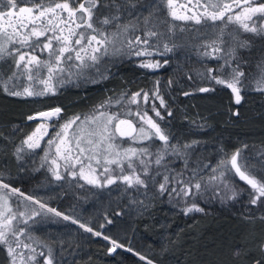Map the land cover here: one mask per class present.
Instances as JSON below:
<instances>
[{"label": "snow or ice", "instance_id": "1", "mask_svg": "<svg viewBox=\"0 0 264 264\" xmlns=\"http://www.w3.org/2000/svg\"><path fill=\"white\" fill-rule=\"evenodd\" d=\"M188 3L190 7L180 6L184 14H178L175 0H6V3L0 0V9L8 8L0 10V91L13 97L39 98L55 95L59 85L74 79H91L95 83L90 73L95 69L99 74V65L105 58L135 56L142 58L139 67L160 69L169 61L165 59L162 64L153 55L163 56L184 47L177 43L179 39L194 47L199 57L217 62L216 67L190 69L186 73L189 81L195 79L229 89L236 105L241 103L245 88L264 93V53L254 71L248 73L243 70L248 61L239 54L240 50L250 51L253 47L245 34L264 40V0H194V3L188 0ZM176 20L194 22L200 27L178 28L173 22ZM203 28L211 32L202 31ZM190 31L195 34L185 35ZM173 83L171 79L168 81L169 86ZM214 90L204 86L183 95ZM113 105L121 111H105ZM162 111L169 117L173 115L161 94L159 79L151 89H140L131 95L123 92L115 99L109 97L95 106L91 114L83 117L77 114L58 130L56 122L63 112L61 107L37 111L27 119L41 123L21 141L13 155L19 163L24 160L25 149L32 152L51 136L41 158V168L48 162L54 146L55 155L48 167L54 181L65 179L60 171L63 166L67 175L94 188H122L121 196L129 197L126 207L139 208L141 214L152 206L149 200L164 196L174 207L184 204L181 209L184 215L203 213L204 208L196 200L205 198L210 190L214 189L212 198L219 197L222 203L245 191L238 189L235 176L249 189L248 206L261 213L243 219L249 223L256 219L264 222V148L255 157H247L243 153L248 146L243 145L230 155L225 154L215 166L200 167L197 160V166L189 168L192 150L200 142L172 143L170 131L160 123L164 119ZM121 115L127 118L121 119ZM120 138L132 143L123 147ZM169 157L182 160L183 168L176 171L170 166ZM206 171L208 174L204 175ZM133 191L145 199H135ZM123 214V210H118L112 216ZM55 218L69 221L108 242V254L124 249L143 264H155L147 255L135 251L131 241L125 245L119 238L95 230L91 220L82 222L75 215L50 207L43 198L14 187L10 177L0 171V247L6 250L9 264H56L53 246L33 233L34 225L48 220L56 222ZM113 223L114 219L105 213L104 222L98 227L105 229ZM253 240L255 237H243L231 251L233 259H248L253 249L247 245ZM60 244L63 246V241ZM255 250L259 255L252 257L250 264H264V238L256 242ZM167 251L165 244L162 253Z\"/></svg>", "mask_w": 264, "mask_h": 264}, {"label": "trees", "instance_id": "2", "mask_svg": "<svg viewBox=\"0 0 264 264\" xmlns=\"http://www.w3.org/2000/svg\"><path fill=\"white\" fill-rule=\"evenodd\" d=\"M0 10L6 11L8 8ZM164 15L167 16L166 10ZM173 22L178 28L183 26L191 30L200 27L190 21ZM202 31L211 32V29L203 28ZM189 34L195 33H185ZM244 38L253 42L250 51L239 52L242 60L248 61L247 65H243V70L248 73L254 71L264 49V40L253 38L250 34H245ZM177 43L184 44V47L163 56L155 54L161 61H169L160 69L139 67L141 58L135 56L105 58L99 65V74L95 69L90 73L95 83L91 79H74L59 85L55 95L39 98L13 97L0 91V171L10 177L14 187L38 199L43 198L50 207L75 215L82 222L91 220V226L95 230L119 238L125 245L131 241L135 251L147 255L155 264H222L223 258L230 259L233 262L231 264H250V259L259 255L255 244L264 235L253 236L255 240L247 245L253 249L248 259H233L231 251L242 239L239 229L244 223H249L243 217L250 214L258 217L261 213L256 207L248 206L249 189L238 177L234 176L233 180L238 189L243 188L245 191L240 192L236 199L224 203L197 199L196 203L205 210L203 213L184 215L181 211L184 204H176L174 207L173 203L168 202V197L164 196L149 200L152 206L141 214L142 210L139 208L126 207L129 197L121 196L122 188L112 186L102 190L82 180L57 186L48 171V162L41 168V158L44 156L42 147L32 152L25 149L24 160L19 163L13 155L15 148L21 145V141L37 125V120L27 119L32 113L61 107L63 112L58 122L56 118L53 121L57 128L77 114L82 117L91 114L95 106L109 97L115 99L123 92L131 95L140 89H151L159 79L161 94L173 113L169 117L167 112L162 111L164 119L160 123L170 131L172 143L183 145L193 140L200 142L192 150L189 168L196 167L197 160L200 161V167L204 164L215 166L225 154L230 155L243 145L248 146L243 155L255 157L256 152L264 148V93L245 88L241 93V103L236 105L229 89L195 79L189 81L186 73L190 69L216 67L217 62L199 57L196 49L183 40L178 39ZM102 76L107 78L103 79ZM170 79L174 81L171 86L168 85ZM204 86L214 87L215 90L183 95L185 91ZM113 107H107L105 111L112 112ZM235 110L239 113L238 116L232 114ZM44 141L45 139L41 142L42 145ZM129 141L125 140L123 147H128L131 144ZM155 143L159 145V141ZM152 151H155V147ZM168 159L170 166L176 171L183 168L182 160L174 157ZM207 174L206 171L204 175ZM40 192L47 196L40 195ZM132 196L137 200L145 199L134 191ZM118 210H123L124 214L113 217L112 214ZM105 213L114 219V223L100 229L98 226L104 222ZM55 221L48 220L34 225L33 233L53 246L56 264H143L138 257L124 249L108 254L110 244L102 238L94 237L61 218H55ZM254 225L264 229V222L258 221ZM60 241H63V246ZM165 244L168 251L162 253ZM206 253L210 254L209 258L203 257ZM0 264H9L7 252L2 247Z\"/></svg>", "mask_w": 264, "mask_h": 264}, {"label": "rangeland", "instance_id": "3", "mask_svg": "<svg viewBox=\"0 0 264 264\" xmlns=\"http://www.w3.org/2000/svg\"><path fill=\"white\" fill-rule=\"evenodd\" d=\"M177 2V1H176ZM177 3H176V7H177ZM22 6H24V5H22ZM7 11V10H6ZM262 53H264V49H263V52ZM142 59V58H141ZM153 59L154 60H159L162 64H163V61H161V59H159V58H157V57H155V54L153 55ZM140 62H141V60H140ZM139 62V63H140ZM114 106V105H113ZM110 108V107H109ZM114 109L112 110V112H120L121 111V109L118 107V106H114L113 107ZM46 110H48V109H46ZM132 110H133V112H135V110H136V108H135V106H132ZM42 111H45V110H42ZM34 113H32L31 115H33ZM149 114L150 115H152V113L151 112H149ZM120 118L121 119H125V118H127V117H125V116H123V115H121L120 116ZM39 123H41V121L40 120H37V124H39ZM64 123V122H63ZM63 123H61L60 125H62ZM60 125L56 128V130H58L59 129V127H60ZM37 127V125L35 126V128ZM49 131L50 132H53V134H54V130L53 129H49ZM51 138V136H49V137H46L45 138V141H44V143H43V145H42V150H43V154H45V151H46V149H47V139H50ZM125 140H128L127 138H120V143H124L125 142ZM43 141V140H42ZM41 141V142H42ZM129 143H130V141H129ZM132 143V142H131ZM125 147V146H124ZM54 155H55V147L53 146V148H52V155H50L49 156V160H48V167L50 166V161H51V159L54 157ZM61 164H62V162H61ZM60 171H61V173L62 174H64L65 175V179L63 180V181H54L53 180V183H55L57 186L58 185H64V184H66V185H68L69 183H72V182H77V181H79V180H81V179H79V178H73V177H71V176H69V175H67V173H66V171H65V169H64V167L63 166H61V169H60ZM50 175H51V173H50ZM52 176V175H51ZM82 181H84V180H82ZM85 182V181H84ZM39 192V191H38ZM213 194H214V189L213 190H210L209 192H207L206 193V195H205V198H202L203 200H207L208 202H210V203H222L221 202V200L219 199V197H217L216 199H213L212 197H213ZM40 195H42V196H47L45 193H42V192H40ZM258 221H260V220H256L255 222H253V223H248V224H246V223H244V225H242V227H241V229H239V231H241L242 232V238L243 237H245V236H249V238L251 239L253 236H255V235H264V229H263V227H259V226H255L254 224L256 223V222H258ZM261 222V221H260ZM246 224V225H245ZM235 229V228H234ZM232 232H233V230H232ZM255 244V243H254ZM209 256H210V254L209 253H206L203 257H207V258H209ZM242 262V261H241ZM224 263H233L230 259H225V258H223V260H222V264H224Z\"/></svg>", "mask_w": 264, "mask_h": 264}, {"label": "flooded vegetation", "instance_id": "4", "mask_svg": "<svg viewBox=\"0 0 264 264\" xmlns=\"http://www.w3.org/2000/svg\"><path fill=\"white\" fill-rule=\"evenodd\" d=\"M175 3L178 4L176 7L178 14H184L183 9H181V7H180L181 5H188L189 7L191 6V5H189L188 0H175ZM193 3H194V0H193ZM188 14H190V13H188Z\"/></svg>", "mask_w": 264, "mask_h": 264}, {"label": "water", "instance_id": "5", "mask_svg": "<svg viewBox=\"0 0 264 264\" xmlns=\"http://www.w3.org/2000/svg\"><path fill=\"white\" fill-rule=\"evenodd\" d=\"M234 112H237L236 110Z\"/></svg>", "mask_w": 264, "mask_h": 264}]
</instances>
